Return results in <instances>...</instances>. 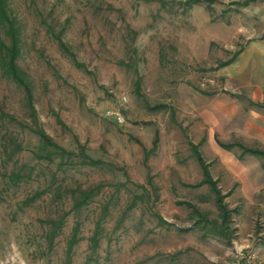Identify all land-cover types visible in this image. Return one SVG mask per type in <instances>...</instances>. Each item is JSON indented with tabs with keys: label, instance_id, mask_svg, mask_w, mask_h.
<instances>
[{
	"label": "rangeland",
	"instance_id": "obj_1",
	"mask_svg": "<svg viewBox=\"0 0 264 264\" xmlns=\"http://www.w3.org/2000/svg\"><path fill=\"white\" fill-rule=\"evenodd\" d=\"M6 4L38 124L101 163L37 158L25 88L0 66V264H249L248 251L264 264L263 157L240 145L264 148V108L232 67L264 36V0ZM123 95L119 123L105 110ZM193 146L224 194L230 240L196 223L197 210L221 219ZM77 187L96 188L80 209Z\"/></svg>",
	"mask_w": 264,
	"mask_h": 264
},
{
	"label": "trees",
	"instance_id": "obj_2",
	"mask_svg": "<svg viewBox=\"0 0 264 264\" xmlns=\"http://www.w3.org/2000/svg\"><path fill=\"white\" fill-rule=\"evenodd\" d=\"M0 24L7 26V33L10 37V43L6 44L5 42L0 40V66H2L3 72L14 78L18 83H20L27 93V97L29 100V106L34 116V107L31 103L32 95L29 83L25 78V72L17 63V58L20 54V36H19V27L16 26V21L12 18L7 12V4L6 0H0ZM60 40V39H59ZM61 41V40H60ZM239 53V52H238ZM237 56V54H236ZM33 122L35 123V133L39 138V145L37 151L35 152V156L37 158L47 159L49 161L53 160L54 157H59V165L63 167L65 164L70 163L71 165L76 162L75 158H80L81 163H89L91 165H96L101 163V161L91 158L84 150L82 146L75 150L67 149L64 146L60 145L54 139L45 132V130L38 124L35 116L33 117ZM224 147L230 148L232 144H223ZM242 153H256L261 155L264 158V150L262 149H254L246 147L242 144ZM194 155L196 156L198 162L200 163L203 169V182L210 185L212 191L215 194L216 204L218 209L220 210V221L219 220H209L206 214L201 213L197 210V214L199 216V220L196 223H209V228H205L207 230L206 235H215L219 237H224L227 240L231 239V231L228 225L230 221L229 213L230 211L226 207L225 202L223 201V195L220 191V187L217 184V179L213 178L211 171L209 170L208 164L204 161L201 152L197 149V146H193ZM54 181L55 176H52ZM55 189V188H54ZM70 196L72 199V208L80 209L83 206H86L90 200L95 195L96 188L90 187L86 189L75 188L70 189ZM54 193H59L58 186L54 190ZM39 195V191L35 192L33 196L29 199H33L34 197ZM68 212H65L67 214ZM63 217V215H62ZM61 217V218H62ZM95 239V236H94Z\"/></svg>",
	"mask_w": 264,
	"mask_h": 264
},
{
	"label": "crops",
	"instance_id": "obj_3",
	"mask_svg": "<svg viewBox=\"0 0 264 264\" xmlns=\"http://www.w3.org/2000/svg\"><path fill=\"white\" fill-rule=\"evenodd\" d=\"M232 67L238 76L245 77L246 81L244 86L252 104L255 106L259 105L258 107L264 108V36L250 40L237 54ZM256 113L259 115V112ZM262 119H264V117H262ZM256 137L259 140L264 141V131H258L256 133ZM220 145L224 147L222 144ZM251 148L264 150V148L258 147ZM245 154L261 156L251 152ZM261 167L264 168V158L261 162ZM248 252L247 256L250 264V261H256L257 259L256 256H254L256 253L252 251L253 255H251Z\"/></svg>",
	"mask_w": 264,
	"mask_h": 264
},
{
	"label": "built area",
	"instance_id": "obj_4",
	"mask_svg": "<svg viewBox=\"0 0 264 264\" xmlns=\"http://www.w3.org/2000/svg\"><path fill=\"white\" fill-rule=\"evenodd\" d=\"M128 98L126 95L121 96L118 99V103L116 105L110 106L105 110V115L108 117H112L119 123H123L125 121L124 113L122 111L121 105L126 103ZM250 264H257L256 261H250Z\"/></svg>",
	"mask_w": 264,
	"mask_h": 264
}]
</instances>
